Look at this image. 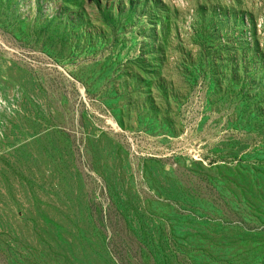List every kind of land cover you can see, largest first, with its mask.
<instances>
[{"label": "rangeland", "instance_id": "374dc122", "mask_svg": "<svg viewBox=\"0 0 264 264\" xmlns=\"http://www.w3.org/2000/svg\"><path fill=\"white\" fill-rule=\"evenodd\" d=\"M0 264H264V0H0Z\"/></svg>", "mask_w": 264, "mask_h": 264}]
</instances>
